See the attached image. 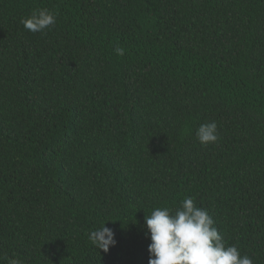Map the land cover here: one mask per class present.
Segmentation results:
<instances>
[{"label": "trees", "instance_id": "trees-1", "mask_svg": "<svg viewBox=\"0 0 264 264\" xmlns=\"http://www.w3.org/2000/svg\"><path fill=\"white\" fill-rule=\"evenodd\" d=\"M186 197L264 264V0H0V264H148Z\"/></svg>", "mask_w": 264, "mask_h": 264}, {"label": "clouds", "instance_id": "clouds-1", "mask_svg": "<svg viewBox=\"0 0 264 264\" xmlns=\"http://www.w3.org/2000/svg\"><path fill=\"white\" fill-rule=\"evenodd\" d=\"M27 31L43 33L56 24V14L48 9H39L21 19ZM123 55L122 48H115ZM196 137L201 146L218 141L215 121L199 125ZM103 225L89 234V241L107 252L116 241L111 229ZM149 234L148 264H253L247 255L241 256L235 245H226L214 227V220L207 210L196 206L193 198L186 197L174 210L169 207L156 208L145 218ZM8 264H23L19 258H9Z\"/></svg>", "mask_w": 264, "mask_h": 264}]
</instances>
